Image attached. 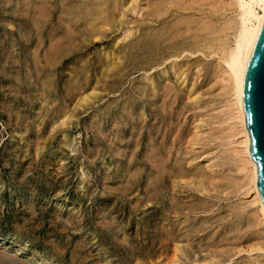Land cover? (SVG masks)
<instances>
[{"label":"rangeland","instance_id":"1","mask_svg":"<svg viewBox=\"0 0 264 264\" xmlns=\"http://www.w3.org/2000/svg\"><path fill=\"white\" fill-rule=\"evenodd\" d=\"M46 1L0 0V264H171L175 249L172 264H264L220 74L202 72L194 101L170 68L221 65L182 51L190 33L146 43L182 14L219 27L233 10Z\"/></svg>","mask_w":264,"mask_h":264},{"label":"bare ground","instance_id":"2","mask_svg":"<svg viewBox=\"0 0 264 264\" xmlns=\"http://www.w3.org/2000/svg\"><path fill=\"white\" fill-rule=\"evenodd\" d=\"M41 1V0H40ZM46 1V0H45ZM51 1V0H50ZM74 1V0H73ZM104 1V0H103ZM152 1V0H151ZM220 1V2H219ZM44 2V1H42ZM47 2V1H46ZM141 2V0H123V7L125 8V12H123L122 17L125 16L126 12L128 11H137V8L139 6V3ZM143 2V1H142ZM147 2V0H146ZM154 2L159 3V5H164V7L167 9L165 12H169V8L171 7H178L181 10L184 11H188V10H192V9H200L199 11L204 12L206 10V6L208 7V9L211 12H221V9H232L233 10V15L232 17L230 16L229 18H226V21L224 23H219L220 26L217 27L218 25L215 24L214 20L211 18L212 16H209V18L204 19V20H196L193 16H184L183 14L179 17H173L176 18V20H173V22H171L167 28H163L161 26H158V29L160 30V33L157 35H152L147 37L146 39V43L147 45L150 44L152 41H157L158 39H160V37L162 35L167 36L166 38L170 37L171 41L174 42L177 36H180V34L183 35V33H190V39L186 40V42L182 46V51L186 50L188 54L190 55H194L197 56V54L195 55V53H197L196 51L201 50L203 52V54L201 55L203 57V55L207 56V54L205 52H208L210 55L212 54L213 59H215L216 61H218V64L221 65L217 70L216 67L218 66H214V68L211 66L209 68L206 67L205 65V60H201V58H196V59H187L184 61H178L175 58L178 57V55L176 57H172V59L174 58L175 61L170 65V68L172 70V73L176 76V81H179L181 79V83H186L183 87V91L186 92L187 94H189V96H191V98H193L192 100H199L200 97H203L204 95L208 94L210 92V87L207 88V85L205 87V89H203V85L199 84V78H202V72H207L209 75L214 73H218L220 74V78L222 80V82L224 83V87L221 90V94H223V96H225L226 98V102L228 104V108L229 109V114L228 117H226L227 121L231 122L234 121L233 123V127L236 131H233L236 133V138L238 139L237 145L238 146V152L236 154H238V157L240 158L241 161V166L239 167L240 172L243 171V175L244 172H246V177L243 178V180L246 181V185L245 190L247 192H249L248 194L251 193V195L253 196V201H254V206H255V213L256 216L258 218L259 221L264 222V208L261 202V199L259 197V194L257 192L256 189V165L253 162V160L250 157L249 154V145H250V141H249V135H248V131L246 129L245 126V122H244V117H243V113L241 111L240 105L238 103V99H237V86H236V79L237 76L239 74V72L241 71L243 65H244V60H245V55L247 53V51L249 50L252 40L255 37V35L257 34V32L259 31L263 20H264V0H155ZM31 3V2H30ZM118 3V2H117ZM116 3V4H117ZM121 3V2H120ZM41 4V3H40ZM68 4V3H67ZM87 4V3H86ZM85 4V5H86ZM113 4V2H112ZM152 4V3H151ZM151 4H148L151 6ZM28 5V4H27ZM26 5V6H27ZM31 5V4H30ZM34 5V4H33ZM36 5V4H35ZM38 5V4H37ZM45 5V4H44ZM44 5L41 7L44 8ZM52 3L49 5L51 6ZM78 5V4H77ZM147 5V4H146ZM155 5V3H153V6ZM158 5V4H157ZM156 5V6H157ZM55 6V5H54ZM119 6V5H118ZM154 6V7H156ZM53 7V5H52ZM84 7V6H83ZM162 7V6H159ZM28 8V7H27ZM31 8V7H30ZM36 9V6L34 7ZM48 8V7H47ZM55 8V7H53ZM70 7H68L69 9ZM95 7H93L94 9ZM112 8V7H111ZM117 8V7H116ZM120 8V7H119ZM143 7H141V12ZM148 8V7H147ZM146 8V9H147ZM152 8V7H151ZM158 7H156L157 9ZM34 9V10H35ZM52 9V8H51ZM77 12L79 11V8H77ZM153 9V8H152ZM163 9V8H162ZM176 9V8H175ZM37 10H39L37 8ZM47 10V9H46ZM83 10V9H82ZM98 10V9H97ZM139 10V9H138ZM36 11V10H35ZM45 9L43 10V14H44ZM76 11V9H75ZM112 11V10H110ZM117 12L119 10H116ZM115 11V12H116ZM197 11V10H196ZM223 11V10H222ZM34 12V11H33ZM48 12V11H47ZM71 12V11H70ZM80 12V11H79ZM138 12V11H137ZM140 12V11H139ZM149 12V11H148ZM164 12V11H163ZM183 12V11H182ZM195 12V11H194ZM30 13V12H29ZM54 13V12H53ZM67 13V12H66ZM90 13V12H89ZM104 13V11H103ZM135 13V12H134ZM151 13V11L149 12V14ZM173 13V11H172ZM209 13V12H208ZM224 13V12H223ZM49 14V13H48ZM52 14V13H51ZM107 14V13H106ZM109 14V13H108ZM107 14V15H108ZM112 14V13H110ZM142 14V13H141ZM148 14V15H149ZM155 15H161L162 12H157L154 13ZM167 14V13H166ZM179 14V13H178ZM186 14V13H185ZM188 14V13H187ZM192 14V13H191ZM190 13L188 15H191ZM196 14V13H195ZM199 14V13H198ZM212 14V13H211ZM219 14V13H218ZM225 14V13H224ZM46 15V14H45ZM65 15V14H64ZM99 15V14H98ZM140 15V14H138ZM152 15V14H150ZM154 15V16H155ZM170 15V14H168ZM175 15V14H173ZM172 15V16H173ZM177 15V14H176ZM197 15V14H196ZM204 15V14H203ZM53 16V15H52ZM80 16V15H79ZM102 16V15H101ZM110 16V15H109ZM141 16V15H140ZM153 16V17H154ZM170 16V17H172ZM200 16V15H199ZM198 16V17H199ZM206 16V15H205ZM222 16V14H221ZM32 17V16H31ZM48 17V16H47ZM50 17V16H49ZM92 17V16H91ZM90 17V18H91ZM126 17V16H125ZM148 17V16H147ZM156 17V16H155ZM168 17V16H166ZM165 17V18H166ZM203 17V16H201ZM217 17V15H216ZM224 17V16H223ZM52 18V17H51ZM50 18V19H51ZM67 18V17H66ZM81 18V17H80ZM107 18V16H106ZM113 18V17H112ZM157 18V17H156ZM169 18V17H168ZM48 19V18H47ZM49 19V20H50ZM69 19V18H68ZM109 19V18H108ZM122 19V18H121ZM155 19V18H154ZM199 19V18H198ZM202 19V18H200ZM46 20V19H45ZM73 20V19H72ZM69 20V21H72ZM102 20V19H100ZM106 20V19H105ZM113 20V19H112ZM119 20V18H118ZM125 20V19H124ZM159 20V19H156ZM44 21V20H43ZM59 21V20H58ZM75 21V20H74ZM114 21V20H113ZM113 21L111 23H113ZM134 21V20H133ZM136 21V20H135ZM170 21V19H169ZM200 21V23L198 22ZM51 22V21H50ZM80 22V21H79ZM108 22V21H107ZM110 22V21H109ZM119 22V21H118ZM126 21H124L125 23ZM146 22V21H145ZM152 22V21H151ZM165 22V21H164ZM168 22V21H167ZM166 22V23H167ZM36 23V22H35ZM38 23V22H37ZM58 23V22H57ZM59 23H61L59 21ZM73 23V22H72ZM71 23V24H72ZM129 23V21H128ZM165 23L166 26L167 24ZM79 24V23H78ZM85 24V23H84ZM95 24V23H94ZM156 24V23H155ZM38 25V24H37ZM59 25V24H58ZM66 25V24H65ZM70 25V24H68ZM130 25V24H129ZM154 25V24H153ZM79 26V25H78ZM97 26V25H96ZM102 26V25H101ZM116 26V25H115ZM123 26V25H122ZM149 26V25H148ZM39 27V26H38ZM100 27V26H99ZM107 27V26H106ZM105 27V28H106ZM120 27V26H119ZM66 28V27H65ZM69 28V27H68ZM73 28H76L73 26ZM85 28V27H84ZM83 28V29H84ZM89 28V27H88ZM102 28V27H101ZM123 28V27H122ZM51 29H55V28H51ZM82 29V30H83ZM92 29V28H91ZM94 29H97L94 27ZM103 29V28H102ZM107 29V28H106ZM109 29V28H108ZM112 29V28H111ZM70 30H71V26H70ZM78 30V29H77ZM93 30V29H92ZM115 30H117L115 28ZM155 30V29H154ZM67 31V29H66ZM74 33H76L74 31V29L72 30ZM89 31V30H88ZM95 31V30H94ZM99 31H103V30H99ZM105 31V30H104ZM118 31V30H117ZM141 31V30H140ZM150 31V29L148 30ZM51 32V31H50ZM72 32V33H73ZM82 32V31H81ZM79 32V33H81ZM114 32V31H113ZM147 32V31H146ZM159 32V31H158ZM70 33V32H69ZM86 34H88V32H85ZM91 33V32H89ZM100 34V32H97ZM109 33V32H108ZM130 31H126L123 35V39H126L130 36ZM138 33V32H137ZM149 33V32H147ZM211 33V34H210ZM51 34V33H49ZM63 34V33H62ZM71 34L69 36L72 37ZM77 35V34H76ZM74 35V36H76ZM80 36V34H78ZM92 35V34H91ZM139 35V34H138ZM141 35V34H140ZM185 35V34H184ZM204 35V36H203ZM206 35H209V37ZM49 36V35H48ZM67 36V33H66ZM65 36V37H66ZM90 36V35H89ZM105 36V35H104ZM103 36V37H104ZM108 36V35H107ZM134 36V35H133ZM163 36V37H164ZM186 36H189V34H187ZM203 36V37H202ZM135 37V36H134ZM137 37V36H136ZM143 37V35L141 36ZM183 37V36H182ZM202 37V38H201ZM50 38V37H49ZM62 38V37H61ZM76 38V37H75ZM84 38V37H83ZM95 40L99 41V39H101V35H98L96 37H94ZM93 38V39H94ZM120 38V37H119ZM130 38V37H129ZM138 38V37H137ZM53 39V38H52ZM82 39V38H81ZM90 38H88L87 40H89ZM106 39V38H105ZM131 39V38H130ZM143 39V38H142ZM63 40V39H62ZM61 40V41H62ZM65 40V39H64ZM73 40V39H72ZM70 40V41H72ZM135 40V39H134ZM140 40V39H139ZM165 40V39H164ZM169 40V39H168ZM168 40L166 42H168ZM169 40V42H171ZM179 40V39H178ZM176 40V41H178ZM40 41V40H39ZM182 41V40H181ZM198 41H202V44H197ZM90 42V41H88ZM135 42V41H134ZM138 42V41H137ZM62 43V42H61ZM76 43V41H75ZM97 43V42H96ZM121 43V42H119ZM118 43V44H119ZM123 43V42H122ZM132 43V42H131ZM159 43V42H158ZM184 43V42H182ZM181 43V44H182ZM56 44V43H55ZM116 44V45H118ZM133 44V43H132ZM135 44H137L135 42ZM177 44V42H176ZM158 45V44H157ZM165 45V42H164ZM129 46V45H128ZM132 46V45H130ZM134 46V45H133ZM149 46V45H148ZM163 46V45H162ZM200 46H202V48H199ZM116 47V46H114ZM119 47V46H118ZM159 47V46H158ZM174 47V46H172ZM55 48V47H54ZM132 48V47H129ZM178 48V47H177ZM59 49V48H58ZM116 49V48H115ZM166 49V48H165ZM191 49V50H190ZM57 49H55L56 51ZM108 50V49H107ZM111 50V49H109ZM132 50V49H131ZM174 50V49H173ZM193 50H196L195 52ZM127 51V50H126ZM125 51V52H126ZM134 51V50H133ZM172 51V50H171ZM181 51V52H182ZM191 51V52H188ZM52 52V51H51ZM154 52V51H153ZM157 52V51H156ZM185 52V51H184ZM199 52V51H198ZM201 52V53H202ZM56 53V52H55ZM115 53V52H114ZM113 53V54H114ZM178 53V52H177ZM176 53V54H177ZM200 53V52H199ZM200 53V54H201ZM57 54V53H56ZM113 54H112V58H113ZM116 54V53H115ZM164 54V53H163ZM182 54V53H181ZM199 54V55H200ZM123 55V54H122ZM152 55V54H151ZM185 55V54H184ZM183 55V56H184ZM50 56V55H49ZM52 56V54H51ZM54 56V55H53ZM170 56V55H169ZM191 56V57H192ZM199 56V57H201ZM109 57V56H108ZM116 57V56H115ZM124 57V55H123ZM50 58V57H49ZM55 58V57H54ZM53 58V59H54ZM119 59L121 58V56L119 55L118 57ZM180 58V57H179ZM177 58V59H179ZM182 58V57H181ZM212 58V57H209ZM100 59V58H99ZM98 59V60H99ZM115 59V58H114ZM206 59V58H204ZM40 60V59H39ZM108 60V59H107ZM122 60V59H121ZM124 60V59H123ZM150 60V58H149ZM171 60V59H170ZM168 59V61H170ZM212 60V59H211ZM116 60H113V62H115ZM126 61V60H125ZM208 61V60H207ZM206 61V62H207ZM215 61V62H216ZM84 62V61H83ZM86 62V61H85ZM93 62V61H92ZM91 62V63H92ZM124 62V61H123ZM122 62V63H123ZM163 62V61H162ZM54 63V62H53ZM166 63V62H165ZM208 63V62H207ZM81 64V63H80ZM107 64V68L108 69H112L114 70V67L116 66L114 63L109 62V60L106 62ZM92 65V64H91ZM215 65V64H213ZM82 66V65H81ZM162 66V65H161ZM209 66V65H208ZM93 67V66H92ZM95 67V66H94ZM78 68V67H76ZM104 68V67H103ZM102 68V70H104ZM123 68V66H122ZM82 70V68H80ZM125 69V68H124ZM164 69V68H163ZM166 69V68H165ZM164 69V70H165ZM79 70V68H78ZM84 70V69H83ZM95 70V68H94ZM98 70V69H97ZM100 68L98 71H102ZM107 70V69H105ZM104 70V71H105ZM80 71V70H79ZM96 71V72H98ZM125 71V70H124ZM94 72V71H93ZM76 73V70H75ZM106 73V72H105ZM108 73V71H107ZM106 73V74H107ZM111 73V71H110ZM122 73V72H121ZM120 73V74H121ZM89 74V73H88ZM99 74V73H98ZM115 74H118L115 73ZM109 75V73H108ZM107 75V76H108ZM122 75V74H121ZM207 75V74H206ZM73 76V73H72ZM116 76V75H115ZM120 76V75H118ZM117 76V78H118ZM210 77V76H209ZM212 77V76H211ZM90 78V77H89ZM93 78V77H92ZM115 78V77H114ZM116 78V80H117ZM200 78V79H201ZM103 79V78H101ZM100 79V80H101ZM110 79V77H109ZM204 79V78H203ZM211 79V78H210ZM209 79V80H210ZM99 81V80H98ZM204 80H202L201 82H203ZM115 82V81H114ZM167 82V81H166ZM94 83V82H93ZM177 83V82H176ZM180 83V82H179ZM101 84H105V83H101ZM87 85V84H86ZM113 85V84H112ZM84 87V86H83ZM88 87V86H86ZM179 87V85H178ZM89 88V87H88ZM101 88V87H100ZM91 89H93L91 87ZM179 89V88H178ZM70 90V89H69ZM100 91V90H98ZM181 91V90H180ZM75 92V91H74ZM94 92V90L92 91V93ZM182 92V91H181ZM91 93V95H92ZM95 93V92H94ZM90 94V93H89ZM209 95V94H208ZM77 96V95H76ZM193 96V97H192ZM71 97V96H70ZM74 97V96H72ZM87 98H89V96L87 97V95L85 94V96L81 99L82 101L86 100ZM73 99V98H72ZM75 100V99H74ZM94 100V99H93ZM201 100V99H200ZM71 101V100H70ZM76 102V101H75ZM95 103V102H94ZM73 104V103H72ZM79 105V104H77ZM76 107V106H75ZM73 109V108H72ZM70 109V110H72ZM75 110V109H73ZM78 110V109H76ZM68 111V110H67ZM68 114H70L68 112ZM72 114V113H71ZM73 114H75V112H73ZM72 114V115H73ZM71 115V116H72ZM68 119V118H67ZM69 120V119H68ZM232 120V121H231ZM233 129V128H232ZM230 131V130H227ZM231 132V131H230ZM229 133V132H228ZM233 133V134H235ZM234 137V136H233ZM212 158V157H211ZM208 161V160H207ZM210 162V161H209ZM198 185V184H197ZM200 185V184H199ZM197 187V186H196ZM199 187V186H198ZM244 187L242 188V190H244ZM246 192V193H247ZM254 214V213H253ZM253 222V221H252ZM256 222H253V224ZM251 224V222H250ZM262 225V224H261ZM260 226V225H259ZM250 227V226H249ZM252 227V226H251ZM253 248V246H252ZM251 249V248H250ZM260 251L262 250L261 247L259 248H254L251 249L250 251ZM175 256L176 253L179 252L178 249H175ZM251 253V252H250ZM174 254V253H173ZM178 254V253H177ZM173 256V262L176 261V257ZM171 258V257H170ZM169 260V259H168ZM171 263V264H172ZM203 263V262H202ZM207 263V262H206Z\"/></svg>","mask_w":264,"mask_h":264},{"label":"water","instance_id":"3","mask_svg":"<svg viewBox=\"0 0 264 264\" xmlns=\"http://www.w3.org/2000/svg\"><path fill=\"white\" fill-rule=\"evenodd\" d=\"M237 99L256 165V189L264 208V20L245 55L236 79Z\"/></svg>","mask_w":264,"mask_h":264}]
</instances>
